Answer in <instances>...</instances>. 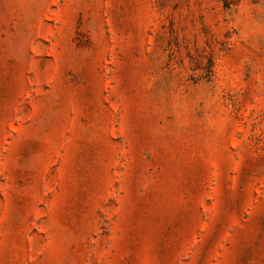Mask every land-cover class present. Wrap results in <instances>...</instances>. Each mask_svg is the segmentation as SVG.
I'll use <instances>...</instances> for the list:
<instances>
[{
    "label": "rangeland",
    "instance_id": "rangeland-1",
    "mask_svg": "<svg viewBox=\"0 0 264 264\" xmlns=\"http://www.w3.org/2000/svg\"><path fill=\"white\" fill-rule=\"evenodd\" d=\"M233 234L264 264V0H0V264H222Z\"/></svg>",
    "mask_w": 264,
    "mask_h": 264
},
{
    "label": "crops",
    "instance_id": "crops-1",
    "mask_svg": "<svg viewBox=\"0 0 264 264\" xmlns=\"http://www.w3.org/2000/svg\"><path fill=\"white\" fill-rule=\"evenodd\" d=\"M243 220V219H242ZM246 220L239 221L237 223H233L230 227L232 233L238 232L243 229V226L246 224ZM237 235H232L229 246L223 247V250L220 249L219 253H216L217 259L219 263L222 264H247L250 263L251 260L246 258L248 256V250L240 247V241L236 238ZM222 247L220 244L218 245ZM219 248V247H218ZM222 252V253H221Z\"/></svg>",
    "mask_w": 264,
    "mask_h": 264
}]
</instances>
